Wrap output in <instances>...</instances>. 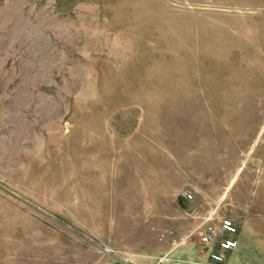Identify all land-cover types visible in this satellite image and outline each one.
I'll list each match as a JSON object with an SVG mask.
<instances>
[{
    "label": "rangeland",
    "instance_id": "rangeland-1",
    "mask_svg": "<svg viewBox=\"0 0 264 264\" xmlns=\"http://www.w3.org/2000/svg\"><path fill=\"white\" fill-rule=\"evenodd\" d=\"M208 217L264 264V0H0V264H214Z\"/></svg>",
    "mask_w": 264,
    "mask_h": 264
},
{
    "label": "built area",
    "instance_id": "built-area-1",
    "mask_svg": "<svg viewBox=\"0 0 264 264\" xmlns=\"http://www.w3.org/2000/svg\"><path fill=\"white\" fill-rule=\"evenodd\" d=\"M211 221L210 217L206 218L191 236L199 238L200 255L214 264H225L228 254L239 246L236 239L239 231L231 219H222L218 223Z\"/></svg>",
    "mask_w": 264,
    "mask_h": 264
}]
</instances>
